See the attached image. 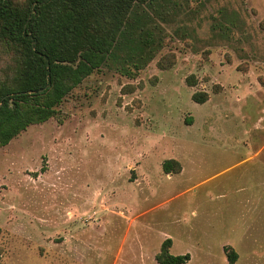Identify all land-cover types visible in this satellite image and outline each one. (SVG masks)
<instances>
[{"label":"rangeland","instance_id":"1","mask_svg":"<svg viewBox=\"0 0 264 264\" xmlns=\"http://www.w3.org/2000/svg\"><path fill=\"white\" fill-rule=\"evenodd\" d=\"M138 11L137 49L0 146V264H160L168 238L184 264H264V0Z\"/></svg>","mask_w":264,"mask_h":264},{"label":"trees","instance_id":"2","mask_svg":"<svg viewBox=\"0 0 264 264\" xmlns=\"http://www.w3.org/2000/svg\"><path fill=\"white\" fill-rule=\"evenodd\" d=\"M153 1L0 0V50L9 60L0 78V146L31 125L58 117L60 106L87 77L120 59L121 51L137 49L145 28L138 8ZM144 52L137 57L138 68L152 58L151 50ZM208 97L193 94L198 103ZM163 168L178 173L182 165L168 159ZM172 245L171 238L164 241L157 261L186 263L190 254H173ZM225 250L235 263L237 251Z\"/></svg>","mask_w":264,"mask_h":264}]
</instances>
